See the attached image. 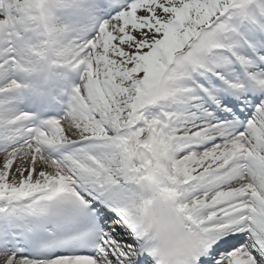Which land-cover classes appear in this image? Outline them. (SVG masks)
<instances>
[{"label":"snow or ice","instance_id":"6c2138e0","mask_svg":"<svg viewBox=\"0 0 264 264\" xmlns=\"http://www.w3.org/2000/svg\"><path fill=\"white\" fill-rule=\"evenodd\" d=\"M0 264H264V0H0Z\"/></svg>","mask_w":264,"mask_h":264}]
</instances>
